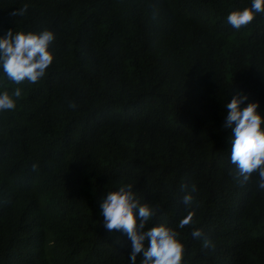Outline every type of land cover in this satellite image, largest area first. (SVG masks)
<instances>
[{"label":"trees","instance_id":"obj_1","mask_svg":"<svg viewBox=\"0 0 264 264\" xmlns=\"http://www.w3.org/2000/svg\"><path fill=\"white\" fill-rule=\"evenodd\" d=\"M250 6L0 0V37H55L37 83L15 84L0 67V92L22 90L0 112V264H131L126 233L107 230L100 209L124 184L156 210L145 230L178 232L181 264H264V190L255 172L239 182L223 127L237 91L264 118V13L239 30L227 23ZM188 192L195 215L180 228Z\"/></svg>","mask_w":264,"mask_h":264},{"label":"clouds","instance_id":"obj_2","mask_svg":"<svg viewBox=\"0 0 264 264\" xmlns=\"http://www.w3.org/2000/svg\"><path fill=\"white\" fill-rule=\"evenodd\" d=\"M28 5L13 11L12 15L23 16ZM264 13V0H251V6L243 10H233L227 16V23L239 30L249 25L256 14ZM54 34L49 30L40 33L13 32L8 30L4 37H0V67L8 80L15 84H22L27 80L31 84L37 83L53 61V55L48 50L54 41ZM22 95L21 88H16L10 95L7 91L0 92V112L14 110L15 98ZM246 94L233 92L227 103V115L223 127L230 129L232 134L230 162L236 166V176L243 185L251 175L258 173V187L264 190V118L257 112L258 102H249ZM70 107H75L70 104ZM38 169L37 164L32 165ZM182 187H187L183 185ZM132 184L121 185L118 190L107 193L100 204L103 226L109 230H119L126 233L130 241V261L135 264L138 254L144 259L142 264H181L184 245L177 239L178 232L163 224L145 230L149 219L156 215V210L147 204H141L140 199L133 191ZM196 187L191 186V192ZM188 192L182 198L187 215L179 221L183 228L193 221L194 210H188L194 203V197ZM134 210L137 215L134 216ZM139 220V223H137ZM194 239L203 236L202 229L196 228L191 233ZM147 242V247L145 246ZM204 248L212 247L210 240H204Z\"/></svg>","mask_w":264,"mask_h":264}]
</instances>
